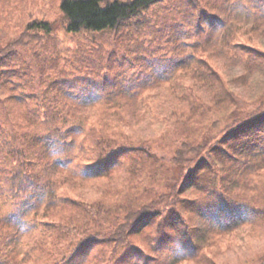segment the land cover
Here are the masks:
<instances>
[{"label":"trees","instance_id":"16d2710c","mask_svg":"<svg viewBox=\"0 0 264 264\" xmlns=\"http://www.w3.org/2000/svg\"><path fill=\"white\" fill-rule=\"evenodd\" d=\"M250 1L259 15L230 0H59L67 32H110L150 69L79 92L65 78L40 96L17 92L13 77L27 74L12 48L40 40L32 29L54 41L48 21L28 22L0 51V264H264V91L239 89L264 73V0ZM161 8L171 16L152 31L170 26L166 51L126 45L128 21L131 34L151 27ZM224 61L242 70L226 74ZM158 80L167 113L143 91ZM146 117L162 127L140 132ZM250 238L254 253L224 259Z\"/></svg>","mask_w":264,"mask_h":264},{"label":"rangeland","instance_id":"374dc122","mask_svg":"<svg viewBox=\"0 0 264 264\" xmlns=\"http://www.w3.org/2000/svg\"><path fill=\"white\" fill-rule=\"evenodd\" d=\"M249 3L250 14L252 16L259 15L260 10H256L251 7L250 0H230L227 4L230 7H235L239 11L245 12L244 6ZM59 0H0V51L6 50L7 46L11 45L21 38V32H23L26 24L32 20L48 21L51 26L50 35L53 36L54 41L48 40V33L41 29H32L30 34H37L40 36V40L31 41L27 46H15L14 52H17L18 59L13 60V68L21 67L22 73L27 74L23 81H20L18 77H13V81L19 87L17 92H34L37 96H40L46 87L50 86L51 78L56 80H62L68 82L72 86V91H81L83 85H86L90 81L96 82L101 79L103 75H107L111 78L114 75H119L118 78L136 79V76L140 72L148 73L150 69H146L143 58H147L146 55H142L141 59H137L143 52H134L132 50L126 51L124 48L116 47L112 41L113 34L110 32L91 33L88 31H80L78 33H69L65 30L64 19L58 8ZM224 7V5L222 4ZM170 9H159L156 15L150 16L149 24H153L154 21L165 19L169 21L171 13ZM217 12L223 13L221 8H215ZM255 12V13H254ZM234 13V12H233ZM235 13H237L235 9ZM242 21V19L240 20ZM130 22V23H129ZM134 20L128 21L129 25L124 28V32L127 33L126 45L131 46L143 40V44L156 48V46H162L153 52L154 55H161L166 51L169 43L166 41L168 35L172 33L170 26L162 29L158 24V30L153 32L155 25L141 29L132 28L134 26ZM206 26H208L206 24ZM220 33V29L216 31ZM161 34V35H160ZM260 40L264 44V34L257 35L256 40ZM28 42L30 39L25 38ZM48 44L49 48H45L44 45ZM144 45V46H145ZM12 52V51H11ZM10 52V53H11ZM12 57V56H11ZM122 61V63H121ZM4 60L0 59V66L3 65ZM44 68L43 81H39L38 67ZM50 66H54L53 68ZM226 74L238 73L242 70L236 64L228 63L224 61V67L222 68ZM139 77V76H138ZM250 87L239 88L242 94L246 97H252L256 94H260L264 91V73L254 74L250 78ZM166 83L157 81L156 84L146 86L143 90L145 92H156L158 95L152 101L156 105V110H161L167 113L169 110V100L163 94L166 87ZM51 93V92H50ZM54 93V92H53ZM144 92H142L143 94ZM58 94L57 96H61ZM129 104V101H125ZM141 103V102H138ZM1 107V105H0ZM139 131L144 134H151L157 132L162 125L159 122L151 124L148 118H144L139 122ZM157 154H164L163 151L156 149ZM2 207L5 209L7 206L11 207L9 202ZM33 230L27 231L21 238L22 241L29 242L32 238ZM260 241L256 239H248L244 243L243 247L237 252H226L224 259L226 261H237L243 257H247L254 253L260 246ZM21 247L22 244H20ZM42 258V257H41ZM28 264V263H26ZM31 264V262H30ZM35 264H40L39 262Z\"/></svg>","mask_w":264,"mask_h":264}]
</instances>
